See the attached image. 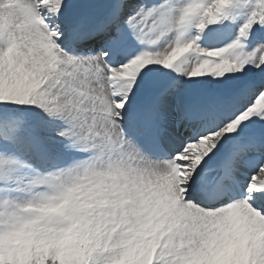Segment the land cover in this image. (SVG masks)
<instances>
[{
	"label": "snow or ice",
	"instance_id": "1",
	"mask_svg": "<svg viewBox=\"0 0 264 264\" xmlns=\"http://www.w3.org/2000/svg\"><path fill=\"white\" fill-rule=\"evenodd\" d=\"M0 264H264V0H0Z\"/></svg>",
	"mask_w": 264,
	"mask_h": 264
}]
</instances>
